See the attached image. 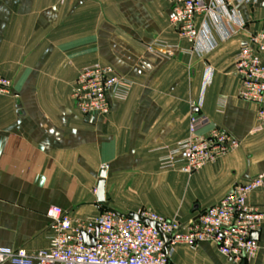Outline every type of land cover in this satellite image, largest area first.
Returning <instances> with one entry per match:
<instances>
[{
  "label": "crops",
  "instance_id": "crops-1",
  "mask_svg": "<svg viewBox=\"0 0 264 264\" xmlns=\"http://www.w3.org/2000/svg\"><path fill=\"white\" fill-rule=\"evenodd\" d=\"M171 15L169 0H0V73L14 82L0 97V246L50 247L53 205L79 221L102 206L121 214L147 207L186 225L235 184L264 175V128L258 107L239 98L235 71L239 47L264 20V0L200 17L211 39L198 43L178 34ZM94 64L132 82L106 117L85 116L72 96L79 72ZM202 97L196 110L211 123L200 133L223 128L240 147L193 174L161 168L163 147L188 136ZM248 203L264 213V190ZM254 235L259 248L247 262L202 241L175 247L171 264H264V222Z\"/></svg>",
  "mask_w": 264,
  "mask_h": 264
},
{
  "label": "built area",
  "instance_id": "built-area-1",
  "mask_svg": "<svg viewBox=\"0 0 264 264\" xmlns=\"http://www.w3.org/2000/svg\"><path fill=\"white\" fill-rule=\"evenodd\" d=\"M66 0H59L65 3ZM172 4L171 23L178 34L194 43L211 38L206 24L197 20L219 8L236 9L254 0H169ZM229 32L228 34H230ZM215 46L210 42V49ZM235 71L240 79L239 98L258 107L259 126L264 128V20L260 28L250 34L239 47L235 57ZM13 80L0 73V97L11 94ZM132 82L118 74L110 65L94 64L83 68L75 82L73 99L76 107L88 117H106L113 101L125 100ZM203 97L193 102L188 136L175 147H163L160 158L163 169L178 167L193 174L208 162H217L224 155L240 147L232 134L220 127H212L206 134L201 130L211 121L199 109ZM264 190V175L245 183H237L217 203L202 210L190 223L182 225L176 218H166L150 209L136 213L159 223L167 236L164 240L158 229L138 220L131 214H121L102 206L92 220L79 221L60 206H50V247L30 251L27 248L0 246V264H171L175 247H197L207 241L218 251L238 262L252 259L259 248L254 237L264 222V213L248 203L250 194ZM95 238L87 244L84 235Z\"/></svg>",
  "mask_w": 264,
  "mask_h": 264
},
{
  "label": "water",
  "instance_id": "water-1",
  "mask_svg": "<svg viewBox=\"0 0 264 264\" xmlns=\"http://www.w3.org/2000/svg\"><path fill=\"white\" fill-rule=\"evenodd\" d=\"M105 178H106V169L104 168L100 174V179H99V183H98V187H97V192H96V195H97V198H98V201L103 203L106 199H107V196H106V193H105ZM102 210V208H101ZM131 215H133L135 218H137L138 220L154 227L155 229H158L160 232H161V235L163 237L164 240H167V236L161 231V228H160V225L158 222L150 219V218H147V217H144L142 215H139L137 213H130ZM85 237V241L87 244H94V241H95V238L92 237V236H89L87 234L84 235ZM255 237V235H254ZM256 238V237H255Z\"/></svg>",
  "mask_w": 264,
  "mask_h": 264
},
{
  "label": "rangeland",
  "instance_id": "rangeland-1",
  "mask_svg": "<svg viewBox=\"0 0 264 264\" xmlns=\"http://www.w3.org/2000/svg\"><path fill=\"white\" fill-rule=\"evenodd\" d=\"M142 209H149V208H147V207H144V208H142Z\"/></svg>",
  "mask_w": 264,
  "mask_h": 264
}]
</instances>
